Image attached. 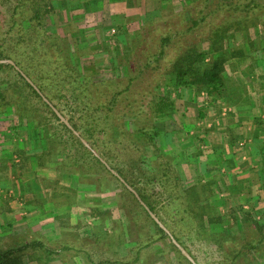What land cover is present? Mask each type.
<instances>
[{"label":"rangeland","instance_id":"rangeland-1","mask_svg":"<svg viewBox=\"0 0 264 264\" xmlns=\"http://www.w3.org/2000/svg\"><path fill=\"white\" fill-rule=\"evenodd\" d=\"M47 1L53 5V12L48 21V28L50 29V32H55L60 37L58 42L61 44V48L64 52L56 53L52 49L45 48L41 51L42 53H40L39 56L36 55V58L31 60L32 53L29 51L28 47L23 44L19 48H16L17 51L14 53L16 58L20 61V68L23 66L27 69L29 62H34L36 69L34 72L27 69L32 74V78L28 77L37 87L44 85L46 88L43 92L44 96L48 98L58 110H64L63 115L67 120L73 119L85 129V125L89 123L90 119L86 113L80 111V109L85 105L93 106L92 99L90 98L97 99L96 94H94L93 90L90 88L89 82L91 81V84L101 85L103 87L107 86V83L114 84L129 76V71L126 67V60L136 39V33L142 27L152 21L164 22L163 18L166 19L177 11L195 4L198 5L197 10L204 9L205 13L208 14L209 11L214 8L212 6L218 4L219 0H209L208 4H205L204 0H200V2L197 0H168L169 5H167L166 10L161 12L156 18L149 19L147 17L150 15L146 14L145 17L147 19H143V16H131V19L126 22L119 19L121 17L115 18L111 12L112 9L115 10L116 8H119V6H113L114 4L121 3L125 0ZM177 1H179V3H184V5L182 7L178 6L179 8L176 7L175 3L177 4ZM234 1L237 2V0ZM256 2H259V0ZM8 6L0 5V38L3 37V34L8 28L5 26L9 21L8 17L10 15ZM187 16L188 19L191 18L189 12H187ZM208 27L209 25L201 30V35L209 30ZM248 31V33L231 34L228 41L229 47L235 48L238 45L243 46L246 43L242 41H246L245 39H249V37L254 39V42L257 40V34H260L258 39L262 37L264 43V18L257 20ZM254 44L256 45V41ZM205 45H207V43H205ZM11 60L14 61L13 59ZM69 61H74L75 64L77 62L80 63L84 77H80V74L78 75L76 72H74L75 75H72V72L68 71V69L65 70L64 67H62L63 62L67 63ZM62 71L65 73L62 74ZM16 72L18 73L17 70L1 72L0 78L9 79L12 84H15L14 82L19 80ZM23 72L26 74L25 71ZM87 81L88 84L86 83ZM152 83V73L148 71L145 72L134 84V93L139 92L142 88H145ZM81 84H83V86H81ZM79 86L85 89L86 97L82 99V102L84 103L76 106V103H74L70 94L73 89ZM29 91L30 90L26 89L22 83L10 86L8 87V90H6L5 94L7 100L12 108L6 107L5 103L0 104H4L0 106V142H2L0 146H2V148L9 150L13 149L14 146V149H16L18 148L17 143L24 141V147L27 151L40 152L47 147L44 138L48 137V130L59 124L57 121L51 119V123L45 125L46 127H43L42 130L46 133H44V138L41 139L38 135L39 131L32 128L31 124L27 125L30 121L25 118H20L18 111L19 108L17 107L19 103L30 102L40 106V100L34 99ZM20 92L26 94L24 99L22 98V95H20ZM158 92L160 95L171 97L175 102V113L170 118L167 117L163 120L149 119L145 123L136 119H125L130 134L132 133L136 136L138 133V130H136L137 128H146L156 132L159 135L157 139L158 147L149 146L147 148V154L142 156L143 153L140 151L141 149H139V147L132 144L131 148L130 146L128 148V144H130V136L129 140H124L120 143L112 144L110 142V138L116 134L115 126H119V124L124 121L121 120L123 108L118 105L113 111L108 112L111 107V91L104 92L102 90L100 96L101 102L99 103L100 105H103V109L100 111L97 119L99 120V124L105 122L102 126V128L105 129V132L99 133L97 131L96 137L98 138V143L92 149V152L101 157V150L105 148L109 150L111 148L114 152L111 153V156L114 159H111L110 161L113 160L112 162L127 174L137 188L143 191L144 194L150 196V200H152L158 207L159 214L166 220L167 225L163 224L168 228L172 235L176 234L182 243H184L190 251L197 256L198 263L222 264V258L219 255L220 252L216 247L214 248L213 246L206 245L199 241V232L194 223L192 224L191 220L182 212V206L179 204L178 209H175L172 203V198L175 194L185 195L184 192L186 188L195 185V183L197 184L199 181L207 179L206 168L195 162V160L198 159V156H196L198 155V152L196 150L202 151L201 145L205 146L203 150H206L211 145L205 144L204 142H197L199 138H195L190 133L186 132L185 124L188 122V128L192 127L193 123L197 124L202 121L207 122L209 121L210 116H215L214 112H217V110H214L213 113H209L208 109L210 106L205 104V99H207L208 103L211 102V99L206 93L197 95L198 93L190 89L186 92H181L167 84L161 85ZM202 100L203 102H201ZM198 103H201V106ZM200 108L202 113L206 112V117H203L199 121ZM206 108L208 109L205 111ZM7 109L11 111L8 112L6 111ZM204 126L205 125L203 124V127ZM10 139L14 140L11 141ZM15 140L16 143L14 144ZM66 140V144L70 147V144L68 143L69 136ZM7 142H10L11 144H7ZM57 148L62 150L64 145L62 143L60 144L58 141ZM41 154L42 157L40 158L43 161L42 165L45 167L48 166V161L52 159L58 163V166L62 171L69 173V184H95L97 186L98 195L104 196L107 207L105 208V215L103 217L108 220V226L111 228L107 227V229L103 231L104 235H102L103 237L99 241L101 246L102 242L105 245L113 242V238L115 244L119 242L123 245L122 241L124 238L126 239L128 234L131 236V242L133 243L137 240L138 246H143L142 249H145L146 247L144 246L151 243V247L147 248V256L145 257L143 254V258H141L142 261L145 260L149 264H189L181 259L175 249L170 246V243L173 242L169 236L168 239H161L158 241L157 238L159 237L156 235V229L152 226V223L149 220H146V214L142 212V208L140 207L141 204L138 205L136 201H134L135 198L128 194L124 189V184H119L115 180L112 173L113 176L107 172H103L102 174L97 173L95 176H89L85 174L86 168L84 167V164L82 166V163H80V167L72 165V158L67 157L65 153L57 151L52 154L54 156L50 157V159L44 152ZM72 154H75V151H73ZM112 162H110V164ZM107 164L111 167L108 162ZM166 172L169 173L170 180L179 177L180 180L161 184V182L157 180V177L162 178ZM103 176L107 179H97L98 177ZM175 184H177L175 192H169L167 188H174ZM207 185L212 187L209 184ZM212 189L214 193L212 195V201H210L216 207L214 212L215 217L218 218V216H222L224 219V223L216 225L212 228V231L222 233L224 230H228L233 234L239 233L241 230V221L243 219V215L238 211L239 207L235 205V203L234 205L230 204V201L225 197L221 188L214 189L212 187ZM90 197H93V195H90ZM239 201L242 200L240 199ZM109 203H113V206L115 207L113 208ZM46 207L47 206H45V208ZM49 207L50 206H48L46 210H49ZM228 208H233L236 211V222L228 217V214H230ZM25 209L33 212L35 206L29 205L26 206ZM51 209L53 210L52 206ZM46 210H42V213L44 214L42 217L44 218L54 217L55 214L58 213V211L54 212L52 210ZM66 210L69 213L68 206L66 207ZM245 210H251V208H245ZM121 213H123L122 215L124 216L122 219L120 218ZM257 218L259 220V217ZM48 224H50V222ZM12 232V230L9 231V233ZM36 238L37 237L29 236L25 241L27 240V243H32L34 240H37ZM2 240L0 238V252L7 250V246L10 245L9 243L6 245L7 241L4 240V242H2ZM40 241H42L44 246H51L49 241L47 242L44 238H41ZM56 245L61 247L62 244H54V246ZM117 246L119 247V245ZM63 256L65 259H69L66 258L69 256V253H65ZM63 256L58 257L57 261L60 260L61 264H67L63 262ZM24 257V261L27 264H51L54 259H56L55 257H51V255L45 251V248L39 246L34 249H28ZM259 264H264V261Z\"/></svg>","mask_w":264,"mask_h":264},{"label":"trees","instance_id":"trees-1","mask_svg":"<svg viewBox=\"0 0 264 264\" xmlns=\"http://www.w3.org/2000/svg\"><path fill=\"white\" fill-rule=\"evenodd\" d=\"M197 1L200 2V0ZM208 1L204 0L205 4H208ZM256 1L237 0L235 2L234 0H219L218 4L212 6L214 8L208 14L205 13L204 9L197 10L198 5L195 4L177 11L166 19L163 18L164 22L152 21L147 23L136 33V39L126 60L129 76L123 80H117L118 82L114 84L107 83L108 85L103 87L101 85H93L91 81L89 82L90 88L96 94L97 99L90 98L93 106L83 105L84 107L80 109L89 117V123L85 125L86 128L84 129L73 119H69L75 130L80 133V137L76 136L60 121L48 104L44 102L41 95L19 72H16L19 80H16L15 84H12L9 79L0 78V104L5 103L6 107L12 108L7 100L6 90L10 86L17 85V83L24 84L25 88L30 90L31 96L40 100V106L30 102L19 103L17 107L19 108L20 118L30 121L27 125L31 124L32 128L38 130V135L41 139L44 138V133H46L42 129L46 127L45 125L51 123V119L59 123L58 126L51 127L48 130L49 133L47 131L49 135L44 138L45 144H47L45 155L50 159V157L54 156L52 154L57 151L65 153L67 157L72 158V165L80 167V163H82V166L84 164L86 168L85 174L89 176H95L97 173L102 174L103 172L111 174L102 160L110 164L113 161L110 160L114 159L111 156V153H114L113 150L111 148L109 150L107 148L101 150V157L92 152V149L98 143L97 131L99 133L105 132V129L102 128L105 122L99 124L97 119L103 109V105L99 103L101 102V91H111V107L109 110L107 109L108 112L113 111L118 105L123 108L121 120L124 121L119 126H115L116 136H112L110 142L112 144L120 143L124 140H129L130 136L128 148L129 146L131 148L132 144L139 147L143 153L142 156L147 154L149 146L158 147L157 139L159 135L146 128H137L138 133L136 136L132 133L130 134L125 119L131 118L145 123L149 119L163 120L167 117L170 118L175 113V102L171 97L159 94L158 91L161 85L167 84L181 91L190 89L198 93L197 95L206 93L211 97L213 103L219 99H227L231 105H237L241 97H238V89H232L227 84V64L231 57L239 59V62L242 63L248 57L246 56L248 50L254 47L255 44L252 38L249 37L247 44L230 48L228 41L231 34L248 33V30L251 29L257 20L264 18V0ZM0 5H9L8 10L10 11L9 21L5 25L8 28L3 37L0 38V60L13 59L16 65L19 66L20 61L16 58L14 52L17 51L16 48L23 44L32 53L31 60H34L36 55L39 56L45 48L52 49L56 53L64 52L58 42L60 37L55 32H50L48 28L53 5L47 0H0ZM187 12L191 14L189 19ZM208 25L209 30L201 35V30ZM245 62H248V59ZM62 67L72 72V75H75L74 72H76L78 75L80 74V77H84L79 62L76 64L74 61L63 62ZM27 69L35 71L36 65L33 61L29 62ZM27 69L23 66L21 67V70L32 78V74ZM11 70L15 71L16 69L9 64H0V73ZM147 71L152 73L153 83L134 93V84ZM64 73L62 71V74ZM86 83L88 84V81ZM39 89L42 93L46 90L44 85H40ZM20 95H22L23 99L26 97L23 92H20ZM70 95L76 106H79L84 103L82 99L86 97L85 89L80 86L76 87L71 91ZM8 109L6 111H11ZM59 111L62 114L64 113L63 109H59ZM204 116V114L201 115V118ZM68 136L70 147L66 144ZM81 138L89 143V148L83 144ZM58 141L64 145L62 150L57 148ZM73 151H75V154H72ZM110 165L136 189L151 211L159 217L162 223L167 225L166 220L159 214L156 204L150 200V196L137 188L134 185L135 183L114 162ZM113 177L119 184L123 185L117 177ZM99 178L105 179L106 177H98L97 179L99 180ZM157 180L161 184H166L179 181L180 177L170 180L169 173L166 172L162 178L157 177ZM123 187L128 194L135 198L134 201L140 205L134 194L124 185ZM176 187L177 184H175L174 188H167V190L173 193ZM184 193L185 195L175 194L173 196V207L178 209L179 204L182 206V212L191 220L192 224L194 223L199 232V241L214 248L216 247L220 252L222 264H259L264 261V209L256 210V208H253L245 210L243 206H238V211L243 215L240 232L233 234L228 230H222V233H216L212 231V228L223 224L224 219L222 216L215 217L216 207L211 202L214 193L212 187L199 181L197 184L195 183V185L186 188ZM140 207L142 212L146 214V220H149L156 229V235L159 237L157 238L158 241L168 239V235L150 217L145 208L141 205ZM228 210L230 213L228 217L236 222V211L233 208H228ZM260 216L261 221L257 218ZM173 235L198 263L197 256L182 243L176 234ZM38 246L45 248L47 253L50 254L49 248L44 246L42 242L36 241L1 251L0 264H27L24 261L26 251ZM170 246L175 249L181 259L191 264L173 243H170ZM146 247H151V243L147 244Z\"/></svg>","mask_w":264,"mask_h":264},{"label":"crops","instance_id":"crops-1","mask_svg":"<svg viewBox=\"0 0 264 264\" xmlns=\"http://www.w3.org/2000/svg\"><path fill=\"white\" fill-rule=\"evenodd\" d=\"M177 2L176 7L184 5ZM167 5L168 0H125L114 4L119 8L111 12L124 22L131 16L153 19L166 10ZM146 14L150 16L146 18ZM258 37L255 48H250L246 54L248 62L245 59L241 63L231 57L227 64V84L238 89V97H241L238 104L231 105L227 99L213 103L209 97L211 102L205 99V104L210 107L205 111L217 110L215 116H210L207 122L193 123L192 127L187 128L188 122L185 124V131L198 137L197 142L211 145L206 150L202 145V151L196 150L195 162L207 172V179L200 180L214 189L221 188L231 205L256 210L264 209V43L263 38ZM199 112V115L206 113H202L201 108ZM17 145L18 148L13 146L9 150L0 146V238L7 241L6 245L10 244L8 249L27 244L25 239L32 236L37 237L34 242L41 238L49 241L51 246L46 247L51 257L56 258L51 264H61L57 258L65 253H69L66 257L69 259L63 256L67 264H149L141 259L143 254L147 256L148 247L142 249L137 240L132 243L127 231L123 245L115 244L113 236V242L99 244L103 231L110 226L103 217L107 203L104 196L98 195L95 184H69V173L62 171L55 160L48 161L47 168L42 165L40 157L46 149L41 153L27 151L24 141ZM29 205L35 206L33 212L25 209ZM110 205L115 207L113 203ZM45 206L50 209L46 210ZM43 209L58 213L55 218H44ZM11 230L13 232L9 233ZM57 243L62 244L61 247L54 246Z\"/></svg>","mask_w":264,"mask_h":264},{"label":"water","instance_id":"water-1","mask_svg":"<svg viewBox=\"0 0 264 264\" xmlns=\"http://www.w3.org/2000/svg\"><path fill=\"white\" fill-rule=\"evenodd\" d=\"M0 64H9L12 65L25 79L26 81L41 95L42 99L44 100L45 103L48 104V106L53 110V112L57 115V117L60 119V121L65 124L76 136L80 137V134L75 130V128L72 126V124L65 118V116L50 102L48 98L44 96L42 91L37 87L34 82L21 70L19 66L16 65V63L12 60H0ZM83 144L86 147H90V145L87 143L86 140L81 138ZM102 162L106 165L108 170L115 176L117 177L123 184L124 186L134 194L138 202L145 208V210L148 212L150 217L164 230L165 234L170 237L172 240L173 244L181 251V253L191 262V264H198L195 259L192 257V255L175 239V237L170 233L168 228L161 222V220L156 216V214L151 211V209L148 207V205L143 201L139 193L130 186V184L127 183V181L120 175L118 174L113 168H111L104 160Z\"/></svg>","mask_w":264,"mask_h":264}]
</instances>
